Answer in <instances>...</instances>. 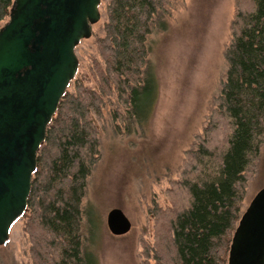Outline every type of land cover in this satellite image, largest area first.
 I'll return each instance as SVG.
<instances>
[{
    "label": "trees",
    "instance_id": "1",
    "mask_svg": "<svg viewBox=\"0 0 264 264\" xmlns=\"http://www.w3.org/2000/svg\"><path fill=\"white\" fill-rule=\"evenodd\" d=\"M13 2L0 0V28L9 20ZM169 2H108L104 35L97 39L103 63L96 60L92 68L96 86L74 78L38 152L20 218L29 216L31 264H98L84 246L83 218L87 179L99 157L94 116L101 114L103 96L116 92L128 121L142 127L149 120L158 97L148 65L149 37L157 24L165 28L159 19ZM232 35L216 119L207 128V138L189 152L186 173L193 178L181 184L187 206L159 214L164 224L157 245L167 235L161 264H228L246 181L264 139V0H238ZM218 126L227 131L223 147L209 145Z\"/></svg>",
    "mask_w": 264,
    "mask_h": 264
},
{
    "label": "rangeland",
    "instance_id": "2",
    "mask_svg": "<svg viewBox=\"0 0 264 264\" xmlns=\"http://www.w3.org/2000/svg\"><path fill=\"white\" fill-rule=\"evenodd\" d=\"M109 1L101 0V20L93 26L91 38L76 48L75 77L93 87L94 63H103L97 39L104 35ZM237 13L238 0H170L159 19L165 28L157 24L149 37L148 65L157 81L158 97L142 127L127 120L116 92L103 96L101 114L94 116L99 157L83 199L84 246L98 264H158V259L161 264L166 257V231L162 242L156 243L164 224L159 214L187 206L181 184L190 177L186 173L192 159L189 152L197 149L216 119L227 73L225 51L233 39ZM219 126L210 133V146L223 147L227 131ZM252 167L242 213L264 188V139ZM116 208L132 223L131 231L120 237L107 226L108 213ZM28 221L29 216L13 224L8 242L0 246V264H31Z\"/></svg>",
    "mask_w": 264,
    "mask_h": 264
},
{
    "label": "water",
    "instance_id": "3",
    "mask_svg": "<svg viewBox=\"0 0 264 264\" xmlns=\"http://www.w3.org/2000/svg\"><path fill=\"white\" fill-rule=\"evenodd\" d=\"M101 0H14L0 28V246L24 214L37 156L59 103L74 80L76 48L101 20ZM112 235L132 223L108 213ZM228 264H264V188L241 216Z\"/></svg>",
    "mask_w": 264,
    "mask_h": 264
},
{
    "label": "bare ground",
    "instance_id": "4",
    "mask_svg": "<svg viewBox=\"0 0 264 264\" xmlns=\"http://www.w3.org/2000/svg\"><path fill=\"white\" fill-rule=\"evenodd\" d=\"M5 24V23H4Z\"/></svg>",
    "mask_w": 264,
    "mask_h": 264
}]
</instances>
